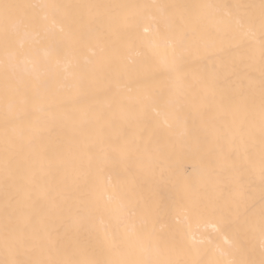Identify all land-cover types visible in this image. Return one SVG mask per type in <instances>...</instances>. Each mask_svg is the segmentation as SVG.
I'll list each match as a JSON object with an SVG mask.
<instances>
[{
    "label": "bare ground",
    "instance_id": "6f19581e",
    "mask_svg": "<svg viewBox=\"0 0 264 264\" xmlns=\"http://www.w3.org/2000/svg\"><path fill=\"white\" fill-rule=\"evenodd\" d=\"M259 2L0 0L57 6L22 8L7 35L0 18V260L260 264V30L231 24ZM209 38L169 80L177 42Z\"/></svg>",
    "mask_w": 264,
    "mask_h": 264
},
{
    "label": "snow or ice",
    "instance_id": "6c2138e0",
    "mask_svg": "<svg viewBox=\"0 0 264 264\" xmlns=\"http://www.w3.org/2000/svg\"><path fill=\"white\" fill-rule=\"evenodd\" d=\"M26 7H57L56 5H41V6H25L18 4L0 3V18L3 20V27L5 34L7 35L10 26L18 28L23 25L24 20L20 17V10ZM248 9H259L258 17L254 12H246L243 15H237L232 19L231 24L239 34L248 33L251 34L254 26L259 23L260 30V80L259 87L261 90L260 96V133L262 139H264V0H260L259 5H246ZM213 41L209 38L206 41L193 43L188 46L184 40H179L177 46L174 47L173 59L170 63L162 65L161 70L167 74L169 80L176 78L182 72L181 61L185 57L198 56L199 52L196 49L203 47L205 49H211ZM41 87L39 81L37 82V91ZM99 87V78L95 71L83 72L75 76L70 82L65 85V94L61 101V106L72 109L75 105L79 104L81 98L86 96L90 91ZM160 86L155 84L150 74H145L142 82V91L146 94L145 98H150L151 94L156 91ZM20 103H27V98L20 100ZM14 101L6 100V118L11 115ZM264 175V173H262ZM260 232L262 238H264V213L260 221ZM18 246V245H16ZM13 245L6 237L5 249L10 250ZM0 264H102L101 261H81L78 259H62V260H49V261H22L16 258L0 260ZM199 264H205V262H199ZM211 264V262H209ZM230 264H252L247 260H233ZM264 264V260L260 262Z\"/></svg>",
    "mask_w": 264,
    "mask_h": 264
}]
</instances>
